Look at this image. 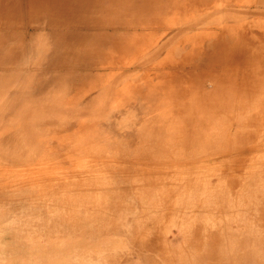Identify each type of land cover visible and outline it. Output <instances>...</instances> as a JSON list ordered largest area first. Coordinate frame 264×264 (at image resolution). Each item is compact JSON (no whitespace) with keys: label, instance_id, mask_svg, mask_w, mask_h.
I'll return each mask as SVG.
<instances>
[{"label":"rangeland","instance_id":"obj_1","mask_svg":"<svg viewBox=\"0 0 264 264\" xmlns=\"http://www.w3.org/2000/svg\"><path fill=\"white\" fill-rule=\"evenodd\" d=\"M41 2L0 0V264H264V0Z\"/></svg>","mask_w":264,"mask_h":264},{"label":"bare ground","instance_id":"obj_2","mask_svg":"<svg viewBox=\"0 0 264 264\" xmlns=\"http://www.w3.org/2000/svg\"><path fill=\"white\" fill-rule=\"evenodd\" d=\"M27 1V0H26ZM41 1V0H40ZM86 1V4L88 5V6H90V4H88V2H89V0H50V2H48V3H46V4H42V2L41 3H38L37 5H35L36 6V10H35V12L32 14L33 16H35V17H38V16H42V19H44L45 20V22H46V24H47V27L48 26H53V27H59V28H64V29H68L71 25H72V21H76V20H80V21H83V23H86L87 24V21H88V19H89V14L88 13H86V12H84V11H86V5L84 4V2ZM126 1H130V0H126ZM194 1V0H193ZM31 2V1H30ZM134 3V2H133ZM140 3V2H139ZM143 3V2H142ZM148 3V2H147ZM157 3V2H156ZM160 3V2H159ZM187 3H189V2H187ZM116 4V3H115ZM144 4V3H143ZM161 4V3H160ZM6 5V4H5ZM123 5V4H122ZM131 5V4H130ZM168 5V4H167ZM211 5V4H210ZM33 6V5H32ZM85 6V8L86 9H83V7ZM111 6V5H110ZM125 6H126V4H125ZM169 6V5H168ZM176 6V5H175ZM178 6V5H177ZM193 6H194V4H193ZM206 6V5H205ZM25 7V6H24ZM132 7V6H131ZM139 7H140V5H139ZM158 7H161V6H158ZM164 7H166V6H164ZM208 8H209V4H208ZM48 9H50L49 11H48ZM103 9V8H102ZM29 10V9H28ZM84 10V11H83ZM125 10V9H124ZM144 10V9H143ZM81 11H83V12H81ZM117 11V10H116ZM126 11V10H125ZM145 11V10H144ZM172 11V10H171ZM25 12V11H24ZM101 12V11H100ZM108 12H109V10H108ZM160 12V11H159ZM170 12V11H169ZM118 13V12H117ZM132 13V12H131ZM161 13V12H160ZM25 14H27V15H31L30 13H25ZM123 13H121L120 15H122ZM11 16V15H10ZM114 16V15H113ZM116 16V15H115ZM36 18H31V19H29L28 21V26L29 25H32V22L35 20ZM12 20V19H11ZM7 21V20H6ZM23 21V20H22ZM91 21V20H90ZM100 21V20H99ZM109 21V20H108ZM108 21H107V24H108ZM40 22V21H39ZM105 22H106V20H105ZM139 22V21H138ZM1 23V22H0ZM8 23V22H7ZM14 23V22H13ZM95 23V22H94ZM93 23V24H94ZM16 24H17V22H16ZM35 24H37V23H35ZM89 24V23H88ZM141 24V23H140ZM161 24V23H160ZM22 25V24H21ZM20 26V25H19ZM82 26V25H81ZM154 26V25H153ZM165 26H166V24H165ZM20 28V27H19ZM138 28V27H137ZM3 29V28H2ZM15 29V28H14ZM124 29V28H123ZM61 30V29H60ZM93 30V29H92ZM110 30V29H109ZM136 30V29H135ZM162 30V29H161ZM4 31V30H3ZM9 32V31H8ZM7 32V33H8ZM149 32V31H148ZM127 33V32H126ZM133 33V32H132ZM135 33V32H134ZM138 33V32H137ZM147 33V32H146ZM4 34H5V32H4ZM37 36V35H36ZM62 38V37H61ZM111 38V37H110ZM64 39V38H63ZM106 40V39H105ZM105 40H104V42H105ZM87 42V41H86ZM62 43V42H61ZM88 43H90V42H88ZM72 45V44H71ZM94 45V44H93ZM73 46H75V45H73ZM76 53H78V52H76ZM80 56V55H79ZM212 58V57H211ZM241 69V68H240ZM233 94V93H232ZM257 121V120H256ZM198 125V124H197ZM163 150V149H162ZM262 172V171H261ZM154 173H156V172H154ZM158 173V172H157ZM232 173H234V172H232ZM166 174V173H165ZM230 174V173H229ZM244 174V173H243ZM218 175V174H217ZM263 175V174H262ZM245 176V175H244ZM214 177V176H213ZM228 177V176H227ZM212 178V177H211ZM215 180H216V178H215ZM161 181V180H160ZM246 181V180H245ZM208 182V181H207ZM206 182V183H207ZM263 182V181H262ZM156 183V182H155ZM228 183V182H227ZM189 184V183H188ZM213 184V183H212ZM187 185V184H186ZM217 185V184H216ZM226 185V184H225ZM230 185V184H229ZM165 186V185H164ZM163 185H162V187H164ZM240 186H241V184H240ZM256 186V185H255ZM150 187V186H149ZM208 187V186H207ZM231 188H232V186H230ZM248 187V186H247ZM257 187V186H256ZM152 188H154V187H152ZM186 188H188L187 186H186ZM181 189V188H180ZM230 189V188H229ZM251 189V188H250ZM261 189V188H260ZM151 190V189H150ZM164 190V189H163ZM238 190V189H237ZM245 190V189H244ZM247 190V189H246ZM246 190H245V192H246ZM146 191V190H145ZM161 191V190H160ZM252 192H253V189H252ZM251 192V193H252ZM227 193V192H226ZM239 193H240V190H239ZM259 193V192H258ZM218 194V193H217ZM215 195V194H214ZM213 195V196H214ZM222 195V194H221ZM170 196V195H169ZM168 196V197H169ZM238 196V195H237ZM247 196H248V194H247ZM251 196V195H250ZM202 197V196H201ZM204 197V196H203ZM230 197V196H229ZM245 197H246V195H245ZM161 198V197H160ZM172 198V197H171ZM176 198H177V195H176ZM180 197H178L177 199H179ZM199 198H200V196H199ZM224 198V197H223ZM250 198V197H249ZM252 198V197H251ZM153 199H155V198H153ZM158 199H159V196H158ZM198 199V198H197ZM208 199L209 198H207V197H205V199L203 200H201L200 199V201L199 202H197V203H206L207 201H208ZM229 199V198H228ZM173 200V199H172ZM211 200V199H210ZM209 200V201H210ZM243 200V199H242ZM158 201V200H157ZM181 201V200H180ZM151 202V201H150ZM165 202H166V200H165ZM212 202V201H211ZM220 202V201H219ZM236 202H237V199H236ZM239 202V201H238ZM163 203V202H162ZM182 203V202H181ZM196 203V204H197ZM241 203V202H240ZM239 203V204H240ZM155 204V203H154ZM172 204V203H171ZM153 205V204H152ZM161 205V204H160ZM164 205V204H163ZM176 206V205H175ZM181 206V205H180ZM201 206V205H200ZM210 206V205H209ZM227 206H228V204H227ZM233 206V205H232ZM238 206V205H237ZM248 206V205H247ZM154 207V206H153ZM179 207V206H178ZM190 207H192V206H190ZM189 208V207H188ZM196 208H197V206H196ZM203 209V208H202ZM231 209V208H230ZM155 210V209H154ZM157 210H159V209H157ZM182 210V209H181ZM193 210V209H192ZM178 212V211H177ZM209 212V211H208ZM198 213V212H197ZM210 213V212H209ZM214 213V212H213ZM157 214V213H156ZM165 214V213H164ZM211 214V213H210ZM145 215H147V214H145ZM258 215V214H257ZM148 216H150V215H148ZM141 218V217H140ZM149 218V217H148ZM181 218V217H180ZM228 218V217H227ZM158 219V218H157ZM178 219V218H177ZM259 219V218H258ZM246 220V219H245ZM240 222V221H239ZM242 225H243V223H242ZM162 226V225H161ZM200 226V225H199ZM179 227H181L180 225H179ZM235 227V226H234ZM241 228V227H240ZM188 229V228H187ZM161 230V229H160ZM159 230V231H160ZM199 230V229H198ZM201 230V229H200ZM180 231V230H179ZM189 231V230H188ZM202 231V230H201ZM200 231V232H201ZM192 232V231H191ZM194 232V231H193ZM198 232V231H197ZM188 233V232H187ZM237 233V232H236ZM234 234V233H233ZM158 235V234H157ZM187 237V236H186ZM203 237H205V236H203ZM184 238V237H183ZM200 239V238H199ZM208 239V238H207ZM216 239V238H215ZM244 239V238H243ZM141 240V239H140ZM210 240V239H209ZM145 241V240H144ZM218 241V240H217ZM246 241V240H245ZM195 242V241H194ZM208 242V241H207ZM141 243V242H140ZM145 243V242H144ZM142 244V243H141ZM154 244V243H153ZM198 244H199V241H198ZM226 244V243H225ZM208 245V244H207ZM189 246V245H188ZM193 246V245H192ZM247 246V245H246ZM147 247V246H146ZM156 247V246H155ZM159 248V247H158ZM201 248V247H200ZM159 250V249H158ZM162 250V249H161ZM186 251V250H185ZM157 252V251H156ZM163 252V251H162ZM160 254V253H159ZM173 254H171V256H172ZM175 256V255H174ZM246 257V256H245ZM176 259V258H175ZM163 260V259H162ZM168 264H170V263H168Z\"/></svg>","mask_w":264,"mask_h":264}]
</instances>
